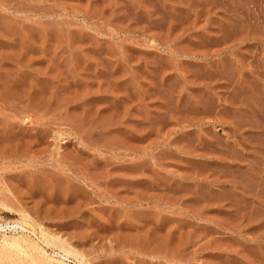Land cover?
<instances>
[{"label":"rangeland","instance_id":"obj_1","mask_svg":"<svg viewBox=\"0 0 264 264\" xmlns=\"http://www.w3.org/2000/svg\"><path fill=\"white\" fill-rule=\"evenodd\" d=\"M81 259L264 264V0H0V264Z\"/></svg>","mask_w":264,"mask_h":264},{"label":"bare ground","instance_id":"obj_2","mask_svg":"<svg viewBox=\"0 0 264 264\" xmlns=\"http://www.w3.org/2000/svg\"><path fill=\"white\" fill-rule=\"evenodd\" d=\"M13 227H15V228H22V229H25V225L23 224V223H15V224H13ZM60 251H55L56 252V254L60 257V258H62V259H69V257H70V255L71 254H73L74 253V251L72 250V248H67L66 246H65V244H63V242H62V244L60 243ZM62 259H60V261H62L63 262V260ZM77 259V258H76ZM79 261V262H78ZM77 261V264H92V263H86V262H84V261H82V259L81 260H78ZM59 262V261H58Z\"/></svg>","mask_w":264,"mask_h":264}]
</instances>
